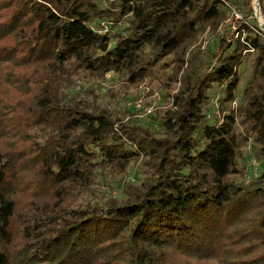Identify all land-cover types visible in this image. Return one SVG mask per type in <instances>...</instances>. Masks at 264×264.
<instances>
[{
  "label": "trees",
  "instance_id": "obj_1",
  "mask_svg": "<svg viewBox=\"0 0 264 264\" xmlns=\"http://www.w3.org/2000/svg\"><path fill=\"white\" fill-rule=\"evenodd\" d=\"M242 3L255 29L246 25L245 41L219 36L212 65L200 69L186 52L218 28L225 0H0V264H264V170L232 177L247 135L264 161V30L251 0ZM123 16L115 35L93 27ZM248 43L243 134L226 104ZM169 62L179 86L161 133L65 91L78 72L138 82ZM138 160L144 177L122 199L74 204L99 169Z\"/></svg>",
  "mask_w": 264,
  "mask_h": 264
},
{
  "label": "rangeland",
  "instance_id": "obj_2",
  "mask_svg": "<svg viewBox=\"0 0 264 264\" xmlns=\"http://www.w3.org/2000/svg\"><path fill=\"white\" fill-rule=\"evenodd\" d=\"M99 5L107 6L109 1L115 0H97ZM229 3H236L243 11L245 19L251 23L252 16L249 14L247 7L242 3V0H225ZM264 5V0H261ZM254 8V17L258 25L264 19L261 14L260 0H251ZM258 8V11L256 9ZM229 15L228 6H226V17L221 21L218 28L213 31L208 26L203 29L196 41L188 48L185 58L195 53V57L204 66L198 65L205 69L212 65V53L216 49V44L219 36H224L227 39L235 37L234 31L231 30L227 16ZM112 21L113 25L108 27L111 35L123 30V26L127 23V17L123 16L118 19L100 18V20ZM101 24V23H100ZM115 35V34H114ZM242 62L238 65L240 71V80L235 89V97L228 102V107L235 113L236 131L244 134V127L237 118L238 105L243 101V90L247 84V79L250 77L252 69V61L254 53L251 50L245 49ZM249 52V53H247ZM251 52V53H250ZM171 57V54L168 55ZM173 63L169 62L163 67L150 75L144 77L138 82H129L116 72L109 70L104 74H94L87 72H78L73 76V80L67 86L65 91L69 96L80 100L83 104H88L90 107L102 108L111 113L114 117L121 120L132 119L137 123L147 125L156 133H161L162 128L159 124V118L163 113L174 107L173 93L179 86V80H174V72H171ZM187 61L182 69H187ZM179 76V73H178ZM217 86H214L211 95L212 111L218 116L222 115V111L218 106ZM239 156L237 157L238 166L242 172L233 174L232 177L237 181L247 182L257 178L264 170V161L256 153V145L252 136L247 135L246 141L240 146ZM144 177V171L140 166V160L131 162L128 167L122 170H112L106 167L104 170L99 169L94 181L76 197L74 204L78 202H103L107 198L122 199L125 196V188L128 183H137ZM19 194H17L18 196ZM18 202V199H17ZM19 200L18 207L20 208ZM15 220L17 216L15 214ZM178 264H206L207 262L197 257H174Z\"/></svg>",
  "mask_w": 264,
  "mask_h": 264
},
{
  "label": "built area",
  "instance_id": "obj_3",
  "mask_svg": "<svg viewBox=\"0 0 264 264\" xmlns=\"http://www.w3.org/2000/svg\"><path fill=\"white\" fill-rule=\"evenodd\" d=\"M225 4H226V6H228V9H229V15L227 16V22H229L231 30L234 31L235 37H239L241 40L245 41L244 36L247 32L246 25H248V27H251L253 29H255V28L251 25V23H249L245 19L243 11L237 6L236 3H229L228 1H225ZM256 11H257V9H256ZM111 24L113 25L112 21H105L102 19V20L94 23L93 27L99 32H106V33L111 35L110 30L108 29V27L111 26ZM259 27L264 30V28L261 26V24L259 25ZM248 46H249L247 48L248 50L253 49L249 45V43H248Z\"/></svg>",
  "mask_w": 264,
  "mask_h": 264
},
{
  "label": "water",
  "instance_id": "obj_4",
  "mask_svg": "<svg viewBox=\"0 0 264 264\" xmlns=\"http://www.w3.org/2000/svg\"><path fill=\"white\" fill-rule=\"evenodd\" d=\"M257 8V7H256ZM257 11H258V8H257ZM261 23V26L264 28V23H263V21H260Z\"/></svg>",
  "mask_w": 264,
  "mask_h": 264
}]
</instances>
